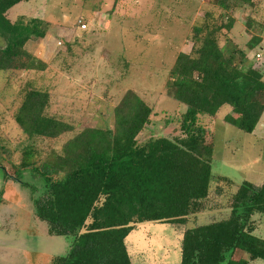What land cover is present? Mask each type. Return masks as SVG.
<instances>
[{"label":"trees","instance_id":"trees-1","mask_svg":"<svg viewBox=\"0 0 264 264\" xmlns=\"http://www.w3.org/2000/svg\"><path fill=\"white\" fill-rule=\"evenodd\" d=\"M29 1L0 0V71L45 69L25 45L45 37L46 23L6 17L10 9ZM216 4L226 15L233 6L254 7L255 0ZM226 17L227 23L207 31L194 27L199 45L190 54L179 53L169 71L168 94L185 107L182 138L139 144L137 137L150 124L152 110L128 91L112 111V130H82L39 168L33 166L32 147L24 150L18 170H29L31 182L16 181L31 190L33 215L46 224L47 234L64 237L70 245L50 264H137L127 241L137 225L159 223L182 230L195 213L214 212L207 206L217 184L213 153L206 147L207 130L198 124L199 117L213 118L227 106L234 117H225V122L252 134L264 114V71L248 65L245 51L218 45L217 33L230 31L234 23ZM260 42L261 37L252 39L247 48L253 50ZM25 58L31 63L23 67ZM48 107L47 92H25L14 121L28 139L54 140L73 131L49 115ZM1 171L4 179H11L3 167ZM222 211L182 231L180 264H264V239L254 233L253 223L256 216L264 218V180L242 183ZM237 251L247 259L235 260Z\"/></svg>","mask_w":264,"mask_h":264},{"label":"rangeland","instance_id":"rangeland-1","mask_svg":"<svg viewBox=\"0 0 264 264\" xmlns=\"http://www.w3.org/2000/svg\"><path fill=\"white\" fill-rule=\"evenodd\" d=\"M30 1L26 8L14 10L11 21L23 17L46 23L45 37L25 45L45 69L0 71V264H50L70 248L66 238L47 234L46 224L33 215L31 190L16 181L31 182L29 170H18L27 147H32L33 166L39 168L82 130H112V111L128 91L152 110L150 124L137 137L139 144L160 137L182 138L185 107L168 94L169 71L179 53L190 54L193 45H199L194 27L213 29L227 23L226 16L234 23L230 31L217 33L219 47L245 51L248 65L264 71V0H255L254 7L233 6L226 15L218 10L216 0ZM257 37L260 44L249 50L248 44ZM256 55L261 56L259 62ZM30 63L22 60L23 67ZM31 89L49 94L47 113L71 125L72 132L54 140H30L22 133L14 114ZM227 116L234 117L225 106L213 118L199 117L198 124L207 130L206 147L213 153L217 184L207 206L214 212L195 213L185 228L224 213L242 183L264 180V116L252 134L228 125ZM1 167L11 179H4ZM253 223L254 233L264 239V218L256 216ZM185 228L137 225L128 239L131 255L137 264H180ZM234 259L247 256L237 251Z\"/></svg>","mask_w":264,"mask_h":264},{"label":"crops","instance_id":"crops-1","mask_svg":"<svg viewBox=\"0 0 264 264\" xmlns=\"http://www.w3.org/2000/svg\"><path fill=\"white\" fill-rule=\"evenodd\" d=\"M30 3H31V1H29V2H25V3H20V4L16 5L15 7H13L12 9H10V10L6 13V17L11 21V18H12V15H13L15 9H17V8L24 9V8H26L27 6H29ZM19 16H21V14H20ZM11 22H13V21H11ZM263 116H264V114H263ZM263 116H262V118H263ZM262 118H261V119H262ZM142 225L144 226L145 224H142ZM138 226H140V225H138ZM133 233H135V232H133ZM130 235H131V234H130ZM128 239H129V237L127 238V241H128Z\"/></svg>","mask_w":264,"mask_h":264},{"label":"built area","instance_id":"built-area-1","mask_svg":"<svg viewBox=\"0 0 264 264\" xmlns=\"http://www.w3.org/2000/svg\"><path fill=\"white\" fill-rule=\"evenodd\" d=\"M81 29L85 30L86 29V25L84 23H81ZM257 60H259V55H256Z\"/></svg>","mask_w":264,"mask_h":264}]
</instances>
